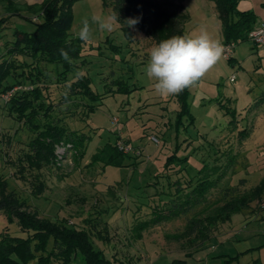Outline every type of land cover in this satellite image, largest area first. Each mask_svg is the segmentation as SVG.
I'll return each instance as SVG.
<instances>
[{
	"label": "rangeland",
	"instance_id": "374dc122",
	"mask_svg": "<svg viewBox=\"0 0 264 264\" xmlns=\"http://www.w3.org/2000/svg\"><path fill=\"white\" fill-rule=\"evenodd\" d=\"M14 1L20 10L10 17L5 5L0 4V22L5 21L0 25V61L11 59L6 51L16 30L34 31L39 23L37 14L45 2ZM261 1L258 10L264 13V0ZM182 6L188 15L184 35L195 36L206 29L222 43L213 2L183 0ZM237 8L253 13V8L257 10L252 0H241ZM112 12L101 0L75 2L68 35L79 44L81 56L65 82L57 76L60 65L40 62L41 76L35 80L38 86L22 85L39 87L45 102L53 105L52 115L68 129L89 136V143L77 153L58 146L56 164L39 172L44 191L34 195L36 172L26 168L22 174L18 166L33 133L8 114L1 95L0 178L6 181L9 191L29 205L24 209L27 213L37 211L38 220L47 218L52 223L89 230L90 243L94 250L102 252L107 264H264V210L259 208L264 198L235 214L232 220L218 223L210 233L212 239L200 244L196 235L184 234L186 223L190 217L203 218L215 205L201 204L187 215L168 217L160 188L163 178H156L181 169L193 174L204 164L217 166L221 175L210 201L221 196L220 189L238 186L241 194L264 178V103H260L264 99V45H255L249 39L259 23L257 15L254 13L257 21L248 41L230 43V56L222 55L201 81L187 89L192 118L182 117L176 129L180 111L177 97L160 96L154 88L156 81L146 74L150 50L155 46L150 38L129 27V39L122 25H116L111 32L93 25L88 42L77 37L85 17ZM79 75L89 78L92 91L98 95L94 102L81 96H71L68 102L62 99ZM232 76L234 81L230 82ZM117 80L126 83L129 90L117 92ZM88 104L94 110L86 114ZM114 142L139 150L140 155L129 162L130 166L104 168L99 163L89 164L98 148ZM83 150L85 155L79 160ZM240 179L242 184L238 183ZM156 181L157 186H153ZM159 213L167 218L150 222ZM253 213L247 222L240 220ZM3 234L22 239L29 235L16 220L9 221L0 212V240ZM37 259L22 264H37ZM70 264L85 262L77 254Z\"/></svg>",
	"mask_w": 264,
	"mask_h": 264
},
{
	"label": "trees",
	"instance_id": "16d2710c",
	"mask_svg": "<svg viewBox=\"0 0 264 264\" xmlns=\"http://www.w3.org/2000/svg\"><path fill=\"white\" fill-rule=\"evenodd\" d=\"M77 1L79 0H45L37 14L39 23L35 24L34 31L27 33L16 30L14 32L13 43L6 51L7 57L11 59L0 61V96L15 86L37 85L35 80L41 76L38 68L40 62L60 65L61 70L58 71L57 76L59 80L65 82L66 75L81 56L79 44L68 35L73 20L71 7ZM101 1L104 7H111L117 13L123 32L129 39L132 36L131 31L124 22L128 18L137 17H139V23L134 29L150 38L155 45L173 35H184V24L188 15L183 13V0ZM210 1L214 4L216 16L221 25L222 44L248 41V34L257 21L253 11L238 10L237 5L241 0ZM0 4L5 5V12L9 17L17 15L20 10V5L14 0H0ZM4 22L1 20L0 25ZM61 49L67 52L68 59L61 55ZM18 57L21 59H17ZM231 61L233 59L228 60L230 64ZM9 80L11 81L8 82ZM37 86L30 90H18L4 101L8 114L33 133V138L27 145L28 151L23 154L22 159L18 160V166L22 174L26 168L36 172L35 179L38 183L34 187V195L44 191L45 184L41 181L39 172L44 167L56 164L55 152L58 146L70 148L77 153L80 147L83 148L84 144L90 141L89 136L71 128L68 129L61 119L52 115L53 105L45 102L42 91ZM68 88L69 93L62 97L65 102H68L71 96H81L89 102H94L98 98V95L92 91L90 80L86 76H77ZM128 90L126 83L116 81L117 92ZM188 94V90L185 89L175 95L180 106L176 116V129L181 124L182 117H188L190 120L192 118L187 103ZM260 103H264V99H261ZM87 107L86 114L94 110L91 104ZM84 155V150L79 152V160ZM138 156L123 154L117 149L115 142L105 143L91 155L89 164L99 163L104 168L124 167L130 166L129 162ZM220 175L219 167L214 165L210 167L206 164L195 170L193 174L183 173L181 169L166 175H156L157 179L163 178L160 188L163 192L161 194L165 197L162 201L167 207L168 217L187 215L189 211L201 204L215 205L203 218L190 217L186 223L184 234L196 235L200 244L212 239L210 233L218 223L229 221L233 215L245 212L253 203H258L264 198V178H262L258 185L244 190L241 194H238V186L220 189L221 196L210 201L211 195L214 196L211 191L217 188ZM243 182V179L238 181L239 184ZM156 183L157 181L152 185L157 186ZM27 208L29 205L18 199L15 192L9 191L6 181L0 178V212L7 216L9 221L16 220L20 229L29 233L26 239L6 234L1 236L0 264H22L36 257L37 264H70L77 254L82 256L85 264L108 263L104 260L101 251L94 250L89 241V230L52 223L47 218L38 220L35 217L38 215L37 211H33L34 215L29 214L24 210ZM167 216L159 213L150 222L158 223Z\"/></svg>",
	"mask_w": 264,
	"mask_h": 264
},
{
	"label": "clouds",
	"instance_id": "9594fccd",
	"mask_svg": "<svg viewBox=\"0 0 264 264\" xmlns=\"http://www.w3.org/2000/svg\"><path fill=\"white\" fill-rule=\"evenodd\" d=\"M139 17L128 18L124 25L134 28ZM77 37L88 42L92 37L93 25L101 31H113L118 22L116 12L109 15L92 14L81 22ZM123 25V26H124ZM61 55L68 59L63 49ZM224 46L214 39L206 29L195 36L173 35L153 46L149 54L146 74L156 82V93L162 97L178 95L185 89L195 86L205 74L222 58Z\"/></svg>",
	"mask_w": 264,
	"mask_h": 264
},
{
	"label": "built area",
	"instance_id": "2783aa9c",
	"mask_svg": "<svg viewBox=\"0 0 264 264\" xmlns=\"http://www.w3.org/2000/svg\"><path fill=\"white\" fill-rule=\"evenodd\" d=\"M249 39L255 45H264V22H259L257 24L256 28L252 32H250ZM223 46H224L223 56L225 58H227L231 54V50H232L233 44H230V45L228 44V45H223ZM233 81H234V77L232 76L230 78V82H233ZM29 89L30 88L25 87V86H15L11 90H9L6 93L2 94L1 98L4 101H7L16 91H18V90H29ZM112 122L116 123L117 120L114 119ZM154 141L157 142L156 139H154ZM115 146L117 147V149L119 151H121L125 155H127V154H135L137 156L140 155V151L139 150H134L133 148H130L129 146H125V145H123V144H121L119 142H116ZM63 149L65 150L64 147H63ZM57 157L59 158L58 154H57ZM259 208H260L261 211L264 210V199H262L260 201Z\"/></svg>",
	"mask_w": 264,
	"mask_h": 264
},
{
	"label": "crops",
	"instance_id": "0c3cea01",
	"mask_svg": "<svg viewBox=\"0 0 264 264\" xmlns=\"http://www.w3.org/2000/svg\"><path fill=\"white\" fill-rule=\"evenodd\" d=\"M252 1L254 2L255 7H257V10L255 8H253V10H254V13L257 15L258 22H264V13H262L261 10H258V5H261L262 1L261 0H252ZM253 215H254V213L250 214L249 216H245V218L242 216L240 220H242L243 222H247V220L251 219V217ZM233 216H235V215H233ZM232 217L230 220H232Z\"/></svg>",
	"mask_w": 264,
	"mask_h": 264
}]
</instances>
